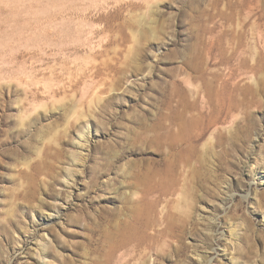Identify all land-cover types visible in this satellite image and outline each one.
<instances>
[{
  "label": "rangeland",
  "instance_id": "obj_1",
  "mask_svg": "<svg viewBox=\"0 0 264 264\" xmlns=\"http://www.w3.org/2000/svg\"><path fill=\"white\" fill-rule=\"evenodd\" d=\"M43 236L45 264H264V0H0V264Z\"/></svg>",
  "mask_w": 264,
  "mask_h": 264
},
{
  "label": "bare ground",
  "instance_id": "obj_2",
  "mask_svg": "<svg viewBox=\"0 0 264 264\" xmlns=\"http://www.w3.org/2000/svg\"><path fill=\"white\" fill-rule=\"evenodd\" d=\"M92 60V59H91ZM92 65V64H91ZM231 74V73H230ZM74 79V78H73ZM218 84V83H217ZM219 85H220V83H219ZM217 86V85H216ZM218 87V86H217ZM217 87H215L216 89H217ZM226 87V85H224V86H221L220 85V87H219V90H218V95L219 94H222V90L221 89H224ZM221 88V89H220ZM215 89V90H216ZM241 90V89H240ZM217 96V95H216ZM219 99V98H218ZM219 101V100H218ZM224 103H227L226 101L224 102ZM219 105V104H218ZM220 106V105H219ZM222 109L223 110H225V109H227V104L226 105H224V106H222ZM85 135V134H84ZM84 135L83 134H78V139H80V140H82L83 139V137H84ZM79 159H80V156L79 155H77V154H75V156H74V158H73V161L75 162V163H77V161H79ZM71 171L72 170H69L68 171V176L70 177L71 176ZM67 181V180H66ZM65 184H67V182H65ZM41 239V238H40ZM51 245H52V240H51V238L50 237H48V236H43V238L40 240V242H38L37 244H36V250H35V255H36V257H37V262L39 263V264H45V263H47L46 261V259H47V257H48V254H49V252H48V249L51 247ZM233 246V245H232Z\"/></svg>",
  "mask_w": 264,
  "mask_h": 264
}]
</instances>
